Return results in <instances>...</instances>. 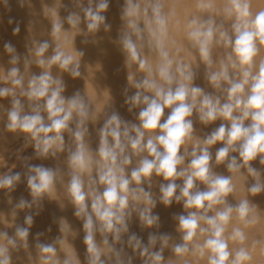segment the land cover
<instances>
[{"label": "clouds", "instance_id": "clouds-1", "mask_svg": "<svg viewBox=\"0 0 264 264\" xmlns=\"http://www.w3.org/2000/svg\"><path fill=\"white\" fill-rule=\"evenodd\" d=\"M15 5L0 0V30L27 31L23 51L0 38V264H264V0ZM105 44L120 100L87 54Z\"/></svg>", "mask_w": 264, "mask_h": 264}, {"label": "bare ground", "instance_id": "bare-ground-1", "mask_svg": "<svg viewBox=\"0 0 264 264\" xmlns=\"http://www.w3.org/2000/svg\"><path fill=\"white\" fill-rule=\"evenodd\" d=\"M37 7H39V4H37ZM115 14H116V9L113 8L110 11V13L108 14L109 18L111 19ZM11 15L16 16L17 18H20L24 15L23 12H21L17 9V7L15 5V0H13V12L11 13ZM112 34L114 36L115 31H113ZM26 35H27V31H26L25 24L21 25V33L18 37H12L10 27H8L6 31L0 30V38L12 40V42L17 45L18 50H20V51H23L22 44H23L24 37ZM104 46L109 49V55L107 58H104L102 56V54L98 53L93 48H89L87 54L91 58H93V59L99 58L103 62V65L105 66V70L109 74V79L107 81L101 79L100 82L102 85H104V84L109 85L111 87V89L113 90V93L115 94L116 98L118 100H120L121 98L119 96V92H120L121 87L126 83V81H125L124 75L122 73L118 76H114V75H112V72L115 68L119 67L120 64L122 63V57L119 55V53L111 45L105 44ZM0 50H2V43H0ZM83 86H84L83 81L75 82V87L83 88ZM48 207L50 208L49 211H52L55 206L54 205H48ZM159 211L161 212L162 217H164L165 219L168 218V216H169L168 211H165L162 207L159 209ZM171 211H181V209L179 206H174ZM47 218H48V212H45L42 217L37 218L36 227L37 228L43 227L44 223L47 221ZM34 231H35V229H34ZM76 244H77L78 248L82 247V245H80L79 240L76 241Z\"/></svg>", "mask_w": 264, "mask_h": 264}, {"label": "rangeland", "instance_id": "rangeland-1", "mask_svg": "<svg viewBox=\"0 0 264 264\" xmlns=\"http://www.w3.org/2000/svg\"><path fill=\"white\" fill-rule=\"evenodd\" d=\"M22 141H20V140H13L11 137L9 138V143H8V147L9 148H15V147H17V146H19V144L21 143ZM28 151V153H31V149H28L27 150Z\"/></svg>", "mask_w": 264, "mask_h": 264}]
</instances>
